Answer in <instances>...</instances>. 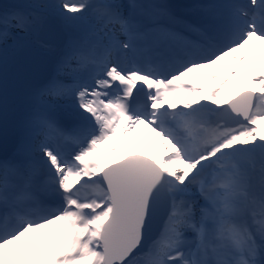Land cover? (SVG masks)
<instances>
[{
    "label": "snow or ice",
    "instance_id": "obj_1",
    "mask_svg": "<svg viewBox=\"0 0 264 264\" xmlns=\"http://www.w3.org/2000/svg\"><path fill=\"white\" fill-rule=\"evenodd\" d=\"M186 15L135 0L0 5V119L9 51L53 50L41 37L54 23L72 78L33 94L0 155V264H264V0Z\"/></svg>",
    "mask_w": 264,
    "mask_h": 264
},
{
    "label": "rangeland",
    "instance_id": "obj_2",
    "mask_svg": "<svg viewBox=\"0 0 264 264\" xmlns=\"http://www.w3.org/2000/svg\"><path fill=\"white\" fill-rule=\"evenodd\" d=\"M150 1V0H149ZM160 0H156L154 3H158ZM25 0H0V4L3 6L13 5V4H21L24 3ZM91 3L99 4L102 3L103 0H90ZM122 3L127 4L129 3V0H121ZM179 6L183 10L182 14L185 11L186 16V9L187 6L196 4V3H203L208 2V0H180ZM188 17V16H187ZM186 17V18H187ZM100 25H97L99 27ZM9 44H12V41H9ZM27 48H36L39 52H42L46 55V57L50 59H54L53 67L57 66V53L59 49H56L55 47H52L53 50H46L44 48L38 47L34 43H28L26 44L25 49ZM9 63L7 66L6 74H5V84H4V92L7 100V115L6 118L0 119V136L7 138L12 141V145L10 146L11 149H8V152H11L15 146L17 145L20 137V122L22 121L25 114L28 112V110L31 108L32 105V97L33 94L40 88L45 87L49 84H69L71 83V76L65 72L61 73H53L52 69V75L49 78L48 76H45L43 82V86L40 88H33L28 85V82H26L23 79V72L16 64V57H12L11 50L9 51ZM48 73V68L46 69ZM49 78V79H48ZM83 79H87V74H83ZM42 80H40L42 82ZM5 131H9L10 135H5ZM5 135V136H2ZM17 135V136H16ZM138 138L144 139V142L147 143L148 141H155V136L153 133H151L148 129L139 128L136 133ZM4 146V145H3ZM8 146L4 147L5 149L8 148ZM1 147V146H0ZM133 151L139 150V146H136L132 149Z\"/></svg>",
    "mask_w": 264,
    "mask_h": 264
},
{
    "label": "water",
    "instance_id": "obj_3",
    "mask_svg": "<svg viewBox=\"0 0 264 264\" xmlns=\"http://www.w3.org/2000/svg\"><path fill=\"white\" fill-rule=\"evenodd\" d=\"M41 39L52 47L60 49L63 46L66 35L59 26L54 23L50 29L42 35ZM53 62L54 59L49 60L44 53L39 52L36 48H27L23 50L17 55L16 61L20 69L24 71L23 78L34 88H40L43 86V83L45 82H43L44 80L42 79H44L45 76L49 75V78L51 77ZM47 68L49 71L48 73H46ZM40 80H42V82ZM11 144L15 143L0 136V146L2 148Z\"/></svg>",
    "mask_w": 264,
    "mask_h": 264
},
{
    "label": "bare ground",
    "instance_id": "obj_4",
    "mask_svg": "<svg viewBox=\"0 0 264 264\" xmlns=\"http://www.w3.org/2000/svg\"><path fill=\"white\" fill-rule=\"evenodd\" d=\"M178 1H180V0H160L158 3H166V4L170 5V6H173V5L178 4ZM185 1H187V0H185ZM135 2H136V3H139V4H152V3L156 2V0H150V1H149V0H135ZM126 3H128V2H126ZM185 17H187V15H186ZM137 18H138V19L141 21V23H142L143 25H145L146 27L151 28V27L153 26L151 19H149L147 16H140V15H138ZM187 18L190 19V18H192V17L190 16V18H189V16H188ZM184 35H185L186 38H188V39H190V40H193V39L189 38V35H190V34H188V33H184ZM156 38H157V37H156ZM156 38H155V39H156ZM151 39H152V36L150 37V40H151ZM193 41H194V40H193ZM4 134H5L6 136H7V135H10V136H11V134H10L9 131H5ZM5 135L2 134V136H5ZM16 136H17V135H16ZM148 142H149V141H148ZM148 142H147V143H148ZM11 145H12V144H11ZM8 149H11L10 146H8L7 149H4V148L0 147V155H2V154L4 153L5 150L8 151Z\"/></svg>",
    "mask_w": 264,
    "mask_h": 264
},
{
    "label": "trees",
    "instance_id": "obj_5",
    "mask_svg": "<svg viewBox=\"0 0 264 264\" xmlns=\"http://www.w3.org/2000/svg\"><path fill=\"white\" fill-rule=\"evenodd\" d=\"M1 5V4H0ZM53 73L56 74V73H61L60 71L57 70V66L53 67Z\"/></svg>",
    "mask_w": 264,
    "mask_h": 264
}]
</instances>
